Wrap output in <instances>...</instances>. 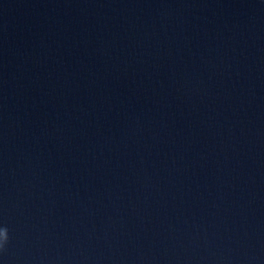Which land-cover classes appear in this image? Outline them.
<instances>
[{
  "label": "clouds",
  "instance_id": "1",
  "mask_svg": "<svg viewBox=\"0 0 264 264\" xmlns=\"http://www.w3.org/2000/svg\"><path fill=\"white\" fill-rule=\"evenodd\" d=\"M8 240V230L7 228H0V247H3V245Z\"/></svg>",
  "mask_w": 264,
  "mask_h": 264
}]
</instances>
